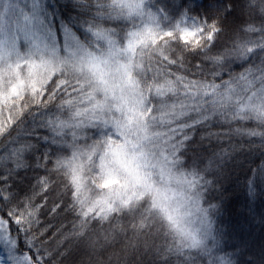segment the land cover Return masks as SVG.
Here are the masks:
<instances>
[{"label": "snow or ice", "instance_id": "6c2138e0", "mask_svg": "<svg viewBox=\"0 0 264 264\" xmlns=\"http://www.w3.org/2000/svg\"><path fill=\"white\" fill-rule=\"evenodd\" d=\"M0 264H264V0H0Z\"/></svg>", "mask_w": 264, "mask_h": 264}, {"label": "trees", "instance_id": "16d2710c", "mask_svg": "<svg viewBox=\"0 0 264 264\" xmlns=\"http://www.w3.org/2000/svg\"><path fill=\"white\" fill-rule=\"evenodd\" d=\"M243 199V197L241 196L240 198H239V200H242ZM239 200H235V201H233V206H235L237 203H239Z\"/></svg>", "mask_w": 264, "mask_h": 264}]
</instances>
